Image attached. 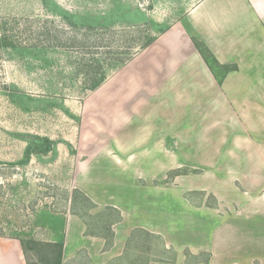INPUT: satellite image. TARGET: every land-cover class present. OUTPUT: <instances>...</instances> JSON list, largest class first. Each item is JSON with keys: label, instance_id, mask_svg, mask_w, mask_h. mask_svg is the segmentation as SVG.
Returning a JSON list of instances; mask_svg holds the SVG:
<instances>
[{"label": "rangeland", "instance_id": "rangeland-1", "mask_svg": "<svg viewBox=\"0 0 264 264\" xmlns=\"http://www.w3.org/2000/svg\"><path fill=\"white\" fill-rule=\"evenodd\" d=\"M197 1L0 0V33L11 44L6 47L0 41L1 238L59 240L71 211L81 216L89 233L108 236L112 243V225L120 220V210L110 205L96 208L73 183L76 164L97 160L96 149L113 153L103 160L108 167L92 164L90 173L101 179L122 175L129 199L150 203L143 215L155 214L159 195L168 197V228H177L185 238L192 233L189 227L198 209L218 206L207 188L210 171L202 168L211 156L208 145H217L228 134L227 123H215L220 128L215 131L206 122L209 106L220 108L208 105L223 97L220 89H148L147 83L160 79L145 73L141 55ZM128 82L144 88L136 84L133 89ZM30 135L50 138L54 150L34 155L25 166L4 165L22 159ZM139 137L144 140L137 141ZM151 141L157 147L166 143V159L152 153L156 163L152 158L151 168H111L112 159L123 162L130 156L122 145L138 150ZM142 155L132 156L139 162ZM214 172L223 183L225 173L233 171ZM227 204L223 201L219 207L231 221L233 207L229 211ZM144 230L130 237L124 259L111 264H149L175 257L173 247L166 249L159 235ZM183 254L188 264H195L206 260L208 252L193 254L185 248ZM28 256L34 258V251L28 250Z\"/></svg>", "mask_w": 264, "mask_h": 264}, {"label": "crops", "instance_id": "crops-1", "mask_svg": "<svg viewBox=\"0 0 264 264\" xmlns=\"http://www.w3.org/2000/svg\"><path fill=\"white\" fill-rule=\"evenodd\" d=\"M195 39L205 43L221 65L237 67L226 74L221 85L196 48ZM141 55L147 63L145 73L160 79L147 83L148 89H220L223 97L208 104L220 108L209 106L206 122L209 129L217 131L220 128L215 127V123L216 126L227 123L225 131L228 134L217 145H208L211 156L207 166L202 168L210 171L207 188L219 204L209 211L198 209L194 224L189 227L192 233L185 238L177 228H168V197L159 195L155 214L143 215L145 205L150 203L131 201L123 192L127 180L122 175L117 173L114 179L93 176L90 173L92 164L98 168L108 167L109 162L103 160L113 153L105 148L96 149L93 154L97 160L89 162L91 167L87 160L76 164L73 183L85 192L96 208L110 205L120 210L121 219L112 225L114 239L109 244L108 236L89 233L81 216L69 211L60 238L64 242L62 264H111L116 259L122 260L136 228L161 236L166 247H173L177 252L174 262L155 259L149 264H188L183 254L185 248L193 254L210 253L208 264H264V0H198L184 9ZM127 84L136 89V82ZM140 88L144 87L138 85L137 89ZM133 101L136 100H132L131 105H135ZM141 130L134 131L138 134ZM144 138L139 137L137 141ZM134 147L122 145V151L130 156L125 162L112 159L111 168L118 172L128 165L151 168L152 153L167 158L166 143L160 142L157 147L151 141L138 150ZM141 153L140 161H134L132 155ZM216 170L233 172H226L227 179L222 183ZM223 185L228 186L229 191L224 190ZM237 185L243 190H237ZM223 201L229 203V211L233 207L231 221L220 208ZM211 221L216 224H210ZM21 246L17 239L0 237V264H28Z\"/></svg>", "mask_w": 264, "mask_h": 264}, {"label": "trees", "instance_id": "trees-1", "mask_svg": "<svg viewBox=\"0 0 264 264\" xmlns=\"http://www.w3.org/2000/svg\"><path fill=\"white\" fill-rule=\"evenodd\" d=\"M1 34L2 33H0L1 43H4L5 44L4 46L6 47L10 46L11 44L9 45V43L6 42L7 38L5 34L4 37H2ZM194 44L198 49V51L200 52L206 64L213 72L214 76L219 81L220 85L222 84L223 79L225 78L226 74L229 71L237 69V67L233 65H221L220 62L215 57V55L202 41L195 39ZM53 147H54L53 141L50 138L41 135H30L22 159L10 163L5 162L4 165H10L15 167L25 166L31 162L32 157L34 155H47L54 150ZM119 218L121 219V217ZM143 231H145L143 228H136L132 231L131 237L134 236L136 233ZM1 232L0 235L4 236L3 234H1ZM147 234L153 237L157 236L156 234L151 233L149 231H147ZM157 237L161 239V241L165 245V248L167 249L166 243L163 240V238L161 236H157ZM15 238L20 240L28 264H62L63 246H64L63 239L55 240V241H39L34 239L25 240L20 237H15ZM28 250L34 251V258H30L28 256ZM185 254L187 255L188 253L185 251ZM210 258H211V254L208 253L207 259L204 260L203 262L208 264ZM176 259H177V252L175 251V257L173 259H170L169 261L174 262Z\"/></svg>", "mask_w": 264, "mask_h": 264}]
</instances>
